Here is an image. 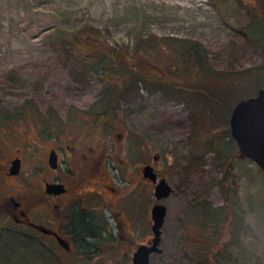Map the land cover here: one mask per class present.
<instances>
[{"label": "rangeland", "instance_id": "obj_1", "mask_svg": "<svg viewBox=\"0 0 264 264\" xmlns=\"http://www.w3.org/2000/svg\"><path fill=\"white\" fill-rule=\"evenodd\" d=\"M87 31L95 36H80ZM133 72L142 75L133 81ZM258 87L264 0H0V161L21 155L14 184L37 185L46 166L30 153L55 116L66 131L92 120L85 142L123 159L142 144L173 187L159 199L167 211L151 264H264V170L238 156L229 123ZM114 95L104 128L97 116ZM1 209L0 264H60L39 257ZM208 238L217 241L207 257L193 255Z\"/></svg>", "mask_w": 264, "mask_h": 264}, {"label": "flooded vegetation", "instance_id": "obj_2", "mask_svg": "<svg viewBox=\"0 0 264 264\" xmlns=\"http://www.w3.org/2000/svg\"><path fill=\"white\" fill-rule=\"evenodd\" d=\"M117 98L111 96L104 109L116 108ZM109 119L110 114L108 119L97 120V123L107 128ZM47 120L48 128L49 120H53L52 129H47L51 132L41 138L43 147L36 146L30 153V158L34 159L39 151L46 166L37 185L23 188L14 184L13 179L22 168L21 155L14 157L20 158L17 173H10V162L14 158L0 161V176L9 179L5 185L0 184L1 212L3 210L7 222L25 236L23 239H31L37 255L43 259L68 264L73 257L87 260L96 255L85 264L132 262L139 245H150L153 236L147 185L155 186V182L144 172L147 162L143 159V145L137 143L135 160L123 159L113 151L100 146L97 149L85 142L94 132L92 120L83 119L80 126L77 121H71L68 131L59 128L60 120L56 116ZM52 153L56 155L55 165L49 162ZM157 155L156 160L160 156ZM159 177L162 176L158 174ZM58 184L62 188L55 187ZM208 240L209 243L203 244L207 245L205 250L200 244L196 245L199 247L194 250L198 253L193 255L207 256L208 246L213 242ZM117 253L118 256L104 259L105 255Z\"/></svg>", "mask_w": 264, "mask_h": 264}, {"label": "water", "instance_id": "obj_3", "mask_svg": "<svg viewBox=\"0 0 264 264\" xmlns=\"http://www.w3.org/2000/svg\"><path fill=\"white\" fill-rule=\"evenodd\" d=\"M230 134L238 145V156L253 159L264 170V87H258L256 94L247 95L239 99L231 110L229 118ZM157 154L153 159H157ZM56 155L51 154L49 162L55 165ZM20 158L12 160L10 173L20 170ZM145 175L155 182L153 194L157 200L167 197L172 192L171 183L164 177H159L153 166L147 163L144 168ZM60 187V184L55 185ZM167 206L163 202L156 201L151 207L152 216V243L140 244L133 255L132 264H151L149 256L151 252H161L160 241L162 225L165 221Z\"/></svg>", "mask_w": 264, "mask_h": 264}, {"label": "trees", "instance_id": "obj_4", "mask_svg": "<svg viewBox=\"0 0 264 264\" xmlns=\"http://www.w3.org/2000/svg\"><path fill=\"white\" fill-rule=\"evenodd\" d=\"M80 36H82V37H93V36H95L93 33H91V32H89V31H87V32H85V34H82V35H80ZM141 75L142 74H140L139 72H133L132 73V78L134 79H132L133 81H136L139 77H141ZM149 78V77H148ZM132 85H133V83H131ZM51 108V107H50ZM113 109H115L114 107H110V108H107V109H104L103 111H101V112H99V114H98V118H97V120H99V121H104V120H106V119H108L109 118V114L111 113V111L113 110ZM2 110L0 109V112H1ZM232 135V134H231ZM216 228V227H215ZM218 228V227H217ZM214 243L217 241V239L216 240H212ZM214 245V244H213ZM207 257V256H206Z\"/></svg>", "mask_w": 264, "mask_h": 264}]
</instances>
